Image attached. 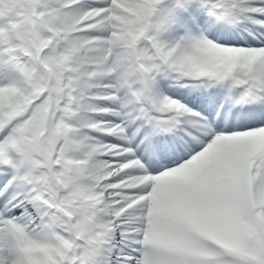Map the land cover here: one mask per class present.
Returning a JSON list of instances; mask_svg holds the SVG:
<instances>
[{
  "label": "snow or ice",
  "instance_id": "6c2138e0",
  "mask_svg": "<svg viewBox=\"0 0 264 264\" xmlns=\"http://www.w3.org/2000/svg\"><path fill=\"white\" fill-rule=\"evenodd\" d=\"M0 264H264V0H0Z\"/></svg>",
  "mask_w": 264,
  "mask_h": 264
}]
</instances>
